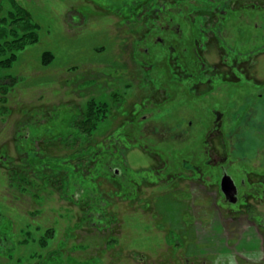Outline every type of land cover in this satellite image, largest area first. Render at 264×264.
<instances>
[{
  "label": "rangeland",
  "instance_id": "1",
  "mask_svg": "<svg viewBox=\"0 0 264 264\" xmlns=\"http://www.w3.org/2000/svg\"><path fill=\"white\" fill-rule=\"evenodd\" d=\"M214 1H217L216 6L213 5ZM220 2L232 5L233 14L222 13ZM157 3L160 4V10H169L167 0H0V42H14L28 32L37 34L33 42L16 41L14 46L26 44L22 49L12 50L16 58L10 66L0 67V264H158L159 261L164 262L168 250L174 248L175 242L168 238L170 231L176 232L183 240V244L177 246L180 251L176 254L184 253L190 260H197L205 252L217 257L211 263L209 256L205 257L208 264H235L233 252L253 257L262 255L257 251L264 246L263 241L253 228L233 241L229 240L231 220H224L223 225L221 220H178L185 211H190L194 217H202V214L195 212L190 201L176 203L165 198L168 200L159 205V194L165 189L163 183L158 187L149 184L138 187V201L130 206L129 201L121 199V195L119 198L114 191L118 188L114 184L117 182L107 176L95 177L94 181L98 183L94 188L89 186L88 190L102 191V195L110 192L112 202L106 208L105 215L115 218L104 220L109 227L102 229L93 226L91 220H85L84 211L88 209L85 207L88 201L66 198L65 193L59 192L51 183H44L49 181L40 178L36 171H32L29 177L22 175L24 182L21 183L12 177L14 167L20 164L18 155L21 153L17 150L15 137L20 131L18 129L21 128L19 125L23 114L30 113L31 117L32 112L54 109V106L65 102H73L85 108L86 101H91L92 98L97 101L107 100L111 114H116L109 116L98 134L95 133L98 141L105 146L111 140L113 149L122 150L123 146L127 147V175L133 181L147 177V167L160 164L154 158L155 155L162 159L170 157L171 164H175L165 167L169 170L177 169L184 160L195 161V158L186 155L178 158V153L185 152L183 141L186 140V134L178 133V130L186 127L200 129L203 126L201 123L206 117V111L199 102H214L213 97L205 95L206 92L191 102L180 96L177 102L171 101L177 103L175 106L170 102L157 111L156 118L167 120L170 117L171 121L178 124L174 126L178 130L174 131L176 135L172 142H163L162 147L161 143L156 145L161 140L153 139L152 135L147 140H138V144L124 145L121 134L130 130L129 125L119 127L122 120L130 117L128 114L137 116L140 93L152 91L147 88V83H152L151 79L161 77L162 73L166 75L165 70L170 67L168 63L162 65V62L159 65L148 64L159 60L165 62L168 50L154 46L151 35L146 40L138 39L151 28L150 21L147 22L145 16L154 12ZM171 4H174L176 11L173 14L174 23L181 24L184 36L193 19L194 27H197L199 24L209 25L223 16V23L218 22V32L210 34L207 39L214 43L217 41V45L202 47L197 52L207 60L208 69L211 68L210 65L220 63L218 46L223 45L229 55L235 54L240 58L239 64H250L248 70L253 73L256 81H264V0H172ZM179 14L182 15L180 22ZM164 19H168L167 16ZM28 26L30 28L26 30ZM188 32L187 38L191 36L189 29ZM5 33L6 36L3 37ZM158 34L168 39V34ZM173 40L177 42L179 39ZM135 41L137 44L132 45ZM145 47L146 51L143 50ZM138 56L144 58L145 63ZM187 56H191L190 51ZM249 56L254 60L252 63L248 62ZM242 58L247 60L241 62ZM45 61L48 63L44 64ZM177 67V63H174L173 71L181 70ZM224 69L221 67V71ZM108 74L112 80L107 78ZM221 77L224 78L225 75ZM209 82L204 81V84ZM217 83L216 90L211 94L226 101L223 102L224 109L231 104V100L237 105L240 97L235 93L243 92L238 89L242 88L241 85H246L247 81H238L236 85H232L234 87H229L230 84L226 82ZM260 94L262 97L258 96ZM252 98L255 104L262 105L263 88H255ZM123 108L124 111L127 110L126 113L121 111ZM131 108L132 111L129 112ZM244 115L247 120L240 126L243 132L245 130L248 133L245 146L249 149L245 153L250 155L257 153V150L261 152L264 114L259 116L258 109L250 114L241 112L240 122ZM189 120L190 125L187 123ZM232 121L235 122L234 115L230 114L224 125L231 124ZM248 123L255 125L252 126L253 130L246 129ZM26 125L30 127L32 135L40 134V128L28 123ZM116 126L121 128L118 135L121 138L120 147L118 141L108 139L107 136L109 131L113 133ZM147 127L144 126L143 131H149L150 127ZM202 130L204 131V127ZM160 132L166 136L169 134L164 128ZM130 134L137 137L140 132L138 134L132 127ZM211 147L218 154L231 150L230 144L226 145L225 150L220 149L218 137L211 139ZM64 151L61 149V152ZM253 161L257 165L259 162L264 163V155L257 160L252 158ZM120 166L122 169L126 168L123 162ZM72 181L75 185L78 180L75 176L70 180V190L73 193L75 186ZM190 188L191 182L179 181L173 190H165L177 201L174 194L183 197L185 195L182 196L181 193H186ZM91 198L93 197L86 199L92 202ZM146 198L152 209L151 206L150 209H145L138 204ZM156 210L159 217L165 219L167 216L170 220H154ZM218 212L224 215L221 210ZM138 256L144 257L143 263L137 260ZM179 258L184 260L182 256ZM170 264H174L172 258Z\"/></svg>",
  "mask_w": 264,
  "mask_h": 264
},
{
  "label": "flooded vegetation",
  "instance_id": "2",
  "mask_svg": "<svg viewBox=\"0 0 264 264\" xmlns=\"http://www.w3.org/2000/svg\"><path fill=\"white\" fill-rule=\"evenodd\" d=\"M167 1L169 4L168 11L165 12L163 10V12L160 10L161 8H158L160 4L157 3L156 7L154 8V12L146 14L147 16H145V19L147 22L150 21L151 28L143 33L142 36H139L138 39L141 38V40H146L147 37L151 35V42L154 43V46H157V48L163 47L166 49V51L168 50V56L165 58V62L163 60H159L155 63L151 62L148 64L159 65L160 62H162V65H166L168 63L170 67H167V70H165L166 75L162 73L163 75L161 77H154L151 79L152 83H147V88L151 89L152 91L140 93V106L137 116L134 117L133 114H128L130 117L128 119L122 120L119 127L125 128L126 124L129 125L130 130L128 132L123 131L121 134L122 139L124 140V145L125 143H127V145L138 144V140H147L150 137L149 135H152L153 139L157 140L159 138V140H161L156 145L161 143L160 147H162L163 142H172V139L178 130V128H175L174 126L178 124L173 120L171 121L170 117H168L167 120H160L156 118L157 111H159L162 106L164 107L173 100L174 102H177L179 100L177 98L180 96L191 102L192 100H195V98H200L206 92L205 95L213 97L214 102L213 104H206L204 100L199 102L201 108H204L206 111V117L201 123L203 126L200 129L186 127L187 129L182 128L183 131L178 130V133L186 134L185 141H187V144H185V141H183L185 152L178 153V158H180V155H186L190 158H195L193 159L195 161L191 162V160H184L182 163L180 162L177 169L169 170L165 167L175 164H171L170 157H168V159H162L159 155H155L154 157L153 154L152 157L156 158L160 164L156 167H147L149 168L147 172L149 176L147 175V177H142L136 181H133V179L129 178L127 175L128 168L126 167L127 162L125 158V151L127 150V147L123 146L122 150H118V160L121 164L122 162L125 163L126 168L123 167L124 169H122L121 167L119 169H115V173L112 176L107 177H110L113 182H117L114 184L118 188L114 189V191L116 194H118V197L121 195V199L123 198L129 201L130 206L133 205L134 201H138L139 190L137 188L142 185L149 184L158 187L163 183L165 189L170 188L173 190L176 187V183L179 181H189L191 182V188L188 189L186 193H181L182 196H185L180 197L174 194V196L177 197V201L173 199V196L171 198V194H169L170 192H168V190L164 189L161 192L162 194H159V196H161L159 199V205L161 202L167 201L168 199H171L176 203H180V201H190V205L196 209L195 212L200 215L202 214V217H194L190 211H185L184 213H181L182 215L180 214V218L178 220H205V222H208V220H221L222 225L224 220H231L230 231H232L230 233L231 236L229 237V240L237 241L238 238L242 236V234L245 235L244 233L248 229L253 228L256 231L255 234L257 233L264 245V163L259 162V165H257L255 161L252 162V158L257 160L260 156L264 155V137L262 140L263 150L261 152L257 150V153L246 155L245 152L248 151L249 148L245 146V138L248 133H246L245 130L243 132L242 127L240 126L247 120L244 115L243 121L240 122L241 112L244 114H250L251 111L258 109L260 113L259 116H263L264 102H262V105L255 104L252 95L255 88H258V90L263 88L264 90V81H256L253 73H250L248 70L250 64H239L240 58L238 59L237 55L235 54L233 56L229 55L225 50L227 48H223V45L218 46L220 50L219 56H221L220 63L210 65L211 68L208 69L206 67L207 60L204 59L202 55H198L197 52L198 49L202 47L205 48L212 45H217V41L214 43L212 40L207 41V39L210 34L216 33V31L218 32V22L223 23V16H219L217 20L215 19V21L209 25L199 24L197 27H194L192 22L194 20L193 19L189 22L186 35L184 36L183 29H181V24L174 23L175 21L173 14L176 12L175 6L174 4H171L172 0ZM213 5L216 6L217 1H214ZM220 5H222V10H220L222 13L225 12L226 15L233 14L231 11V9H233L232 5L230 6L228 2H220ZM196 10L199 11V9ZM165 16H167L168 19H164ZM181 16L182 15L179 14V22L182 21ZM188 29L191 31V36L189 38H187V34L189 33ZM159 32L168 34V39L160 36L158 34ZM222 32L223 30L220 31L221 34ZM173 38L179 40H177V42L176 40L172 41ZM134 44L136 45L137 41L132 43V45ZM146 48L147 47H145L143 50L146 51ZM229 48L232 49L233 47ZM189 51L191 52L190 57L187 56ZM262 52H264V50H262ZM139 59L145 63L144 58ZM247 59H249L248 62L251 63L254 61L251 56H249ZM247 59L242 58L241 62H245ZM174 63H177V69H181L180 71H173ZM221 67L222 70L225 68L224 71H221ZM223 75H225L224 78L221 77ZM120 76L124 77V74H121ZM209 76L210 78H207ZM229 76L231 78H229ZM107 78L112 80V77H110L109 74L107 75ZM212 78H214V80H212ZM210 80L211 82H209ZM204 81L209 83L206 85L204 84ZM219 81L230 84L229 87H234L232 85H236L238 81H247L246 85H241L243 89H238L239 92H243L235 93L237 97H240V99H238L237 105L234 100H231V104L227 107H224L223 109V102L225 100L217 99L213 96V94H211L216 90V86H218L217 82ZM258 96L262 97V94ZM120 103L122 104V102ZM176 104L177 103H173V106ZM71 105L75 107L73 102H71ZM124 108L121 110L122 112L124 111ZM131 111L132 108L129 110V112ZM124 112L126 113L127 110ZM230 114L231 116L234 115L235 122L232 121L231 124L225 126L224 121L228 120V115ZM262 121L264 122V119ZM187 123L190 125L191 121L189 120ZM228 123H230V121H228ZM143 125L145 128L147 126L150 127L149 131L148 129L143 131ZM252 126L255 127V125L252 123H248L246 129H250L249 131H251L254 129H252ZM132 127L138 131V134L140 132V135L137 137L132 136L130 134ZM203 127L204 131H201ZM162 128H164L165 131L169 133L167 135L168 137L160 132ZM152 129L154 131H152ZM213 137L219 138L220 149L225 150L224 148L226 145L230 144L231 150L224 154H218L216 151H214V153L212 151L213 149H211V139ZM120 139L121 138H119V144L121 143ZM186 145L188 147H186ZM146 149L148 150L150 148ZM132 171L137 172V170ZM228 177L231 179L233 185L231 184ZM224 179L228 180L229 185L224 184ZM91 196L92 195L90 194L89 197ZM102 198L103 199L100 201L94 200L95 198H91L93 199L92 202H101L100 207L98 205L96 206V203H92L94 204L92 205L91 202L88 201L87 206L90 208V212L85 217V220H91L92 225L95 227L107 229L109 225L104 220H115V218L105 215V211L107 210L106 208L112 202V196L109 192L105 193ZM176 203L174 204L176 205ZM138 204H140L141 207L145 209H150L151 206L152 209V205H150L148 198H146L144 201L140 200ZM218 210H221L224 215H221ZM152 212L154 213V210H152ZM157 214L158 211L156 210V215ZM207 214L209 216H207ZM165 219L170 220L167 218V216ZM165 219L157 215L154 220ZM169 233L170 236H168V238L173 241V243L175 242L173 244L174 248L168 250L169 252L166 254L167 257L165 261H159L158 264H170V258H172L174 264H208V261L205 260V257L208 256L210 260L209 263L216 261L217 257L212 253L206 254L203 252L200 254V257L197 260H190V258L185 257L184 253L182 255L176 254L178 251H180L179 249L177 250V246L182 245L183 240L182 238H179L180 236L175 234L176 232L170 231ZM240 252L243 251L241 250ZM257 252L262 253V255L253 257L250 255L240 254L239 252H233L235 264H264V246ZM181 256L184 257V260L179 258ZM143 258V256H138L137 260L143 263Z\"/></svg>",
  "mask_w": 264,
  "mask_h": 264
},
{
  "label": "trees",
  "instance_id": "3",
  "mask_svg": "<svg viewBox=\"0 0 264 264\" xmlns=\"http://www.w3.org/2000/svg\"><path fill=\"white\" fill-rule=\"evenodd\" d=\"M29 28V26L26 27V30ZM13 34L16 33L13 32ZM5 36L6 33L3 37ZM36 37L35 32H28L19 40H27L26 43H30L35 41ZM19 40L0 42V54L4 56L10 52L0 58V67L10 66L12 60L16 58L12 50L16 48L19 50L25 46L26 43L14 46V43ZM46 63L48 62L45 61L44 64ZM89 100L86 101L88 105L86 104L85 108L77 104L73 107L71 102H66L44 112L39 110L32 112L31 117L30 113L23 114L19 125L21 128L18 129L20 131L17 132L18 135L16 134L17 138L15 137L17 150L21 153L18 155L20 164L14 167L12 172V177H15L17 182H24L22 175L29 177L32 171H36L40 178L49 181L44 183H51L59 192H64L66 198H71L73 201H89L87 199L90 194L99 201L103 199L102 191L88 190V188L89 186L94 188L98 183L94 181L95 177L112 176L115 169L121 168V163L118 160L119 151L111 147V140L105 146L98 141L96 135L103 122H106L109 116H116V114H111L110 106L105 99L104 101L93 100V98ZM27 123L40 128V134L32 135ZM109 132L108 138L118 141L119 146L120 128L116 126L112 130L113 133ZM61 149L65 151L61 152ZM73 176L78 181L75 185L72 181L75 186L72 193L69 183ZM92 203H96L99 207L101 204L98 201ZM85 207L89 209L84 211L86 217L90 208L87 205Z\"/></svg>",
  "mask_w": 264,
  "mask_h": 264
},
{
  "label": "water",
  "instance_id": "4",
  "mask_svg": "<svg viewBox=\"0 0 264 264\" xmlns=\"http://www.w3.org/2000/svg\"><path fill=\"white\" fill-rule=\"evenodd\" d=\"M228 179L230 180L231 184L233 185V183H232L231 179H230L229 177H228ZM224 184H225V185H229V182H228V180H227V179H224Z\"/></svg>",
  "mask_w": 264,
  "mask_h": 264
}]
</instances>
